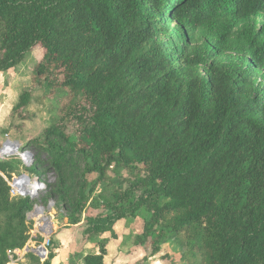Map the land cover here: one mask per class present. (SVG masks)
Here are the masks:
<instances>
[{"label":"trees","instance_id":"16d2710c","mask_svg":"<svg viewBox=\"0 0 264 264\" xmlns=\"http://www.w3.org/2000/svg\"><path fill=\"white\" fill-rule=\"evenodd\" d=\"M261 16L264 0H0V74L41 47L37 81L67 97L45 142L58 193L78 186L72 225L87 207L100 210L91 199L101 185L112 215L107 226L101 214L90 220L91 240L145 210L154 255L179 238L190 264H264ZM175 21L202 44L160 42ZM29 101L25 92L17 109ZM15 170L0 162V264L31 237L35 201L13 198L3 177ZM99 246L84 264H105Z\"/></svg>","mask_w":264,"mask_h":264},{"label":"rangeland","instance_id":"374dc122","mask_svg":"<svg viewBox=\"0 0 264 264\" xmlns=\"http://www.w3.org/2000/svg\"><path fill=\"white\" fill-rule=\"evenodd\" d=\"M257 22V29H259L264 23V16L257 18ZM184 32L185 28L181 27L177 21L171 22L170 29L160 33L157 39L160 42H172L177 47L184 46V44L190 46L202 44L201 41L197 44L191 43L189 37L183 35ZM196 35V40L201 39L202 35H200L199 30H197ZM44 55V49L36 47L16 69L0 74V149L6 134H9L13 140L23 143V146L27 148H35L37 156L33 168L27 169L22 160L18 158L12 159L11 162L15 163L14 174L16 177L29 173L42 175L46 190L41 199L35 201V205L45 209V217L49 218L48 220L51 222H48L47 227L49 228L47 229L50 233L46 236L38 232V223L43 222L34 215L30 216L32 224L30 245L15 255V262L12 264H37L38 262L44 264L51 256H53L51 264H54L55 259L61 256L71 258V264H84L83 260L86 255L99 253L100 243H104L107 251L111 252L112 256H117L121 264H147L151 256L154 255L153 238L155 237L149 240L143 238L145 224L150 221V213L145 210L139 213L137 217L120 220L113 231L101 235L99 239H89L86 231L91 226L90 220L96 219V216L101 214V220L104 222L102 224L107 226L109 225L107 218L112 215L111 211L105 208L102 200L98 198L105 190L103 186L97 187V191L91 199V201L95 199L100 202V210L87 207L80 218V222L77 225H72L71 202L77 196L78 186L71 185L70 182L66 187L68 194L65 192L58 193L57 186L60 178L53 165L52 152L49 151L50 148L45 142L47 137L45 132L59 122L60 112L67 97L66 94L58 91L51 93L44 82L37 81L36 70L43 61ZM233 56V53H226L223 56V61L228 64L239 63V60L234 59ZM209 69L210 65L198 66L196 71L205 75ZM256 82L264 84L262 77H257ZM25 92L30 93L29 104L25 108L17 109L20 98ZM71 129L72 127L69 130L71 131ZM49 139L52 144L60 143L61 148L64 147V142L56 139V137ZM61 148L56 147L54 150L60 152ZM22 182L25 185H35L29 179L22 180ZM113 183L115 185L118 181L113 180ZM105 195L107 196L108 193ZM50 203L53 206L49 208ZM42 214V212L39 213V216L41 217ZM140 239L142 240L141 243L139 242ZM33 246H44L47 250L46 257L39 259L40 261L36 257H32L34 260H30L29 256L32 253H29L28 250L31 251ZM161 246L160 252L156 254V261L160 264H164V262L171 264V262L169 263V252H184L183 264H190L195 261L191 253L183 249L179 238H174L172 242Z\"/></svg>","mask_w":264,"mask_h":264},{"label":"built area","instance_id":"2783aa9c","mask_svg":"<svg viewBox=\"0 0 264 264\" xmlns=\"http://www.w3.org/2000/svg\"><path fill=\"white\" fill-rule=\"evenodd\" d=\"M4 139L5 140L2 144L3 146L0 149V162H9L14 158H18L22 160L24 166L27 169L33 168V166L35 165V161H36L35 158L37 156V152L35 148H27L23 146V143L10 138L9 134H6ZM3 177L6 179V181L8 182L11 188V195L13 198H22V199L30 198L31 200L36 201V200L41 199L44 191L46 190L45 180H43L42 175L40 173L23 174L20 177H16L15 175H12V178L10 179L7 178L5 175H3ZM25 179H29V181L35 183V185L29 186V185L22 184L23 183L22 180H25ZM51 206H53L52 203H50L49 208ZM42 209H43V214L40 217L39 212ZM45 213L46 211L43 207L35 205L33 211L29 214V219L31 215H34L36 218L38 217L37 219L43 222V223H38L39 234H45L46 236H48L50 231H48L47 228L49 227H47V225H48V222L50 221L48 220L49 218L45 217ZM29 244H30V241L28 242L26 246L27 248ZM41 248H45V247L35 246L32 248L31 251L28 250V252L42 259V257L40 256V254H43V251L41 250ZM46 253L44 254L46 255ZM14 256H15V252L13 254L10 253V259H11L10 264L15 262Z\"/></svg>","mask_w":264,"mask_h":264},{"label":"crops","instance_id":"0c3cea01","mask_svg":"<svg viewBox=\"0 0 264 264\" xmlns=\"http://www.w3.org/2000/svg\"><path fill=\"white\" fill-rule=\"evenodd\" d=\"M13 175H15V174H13ZM33 247H35V246H33ZM18 252H21V251L20 250L19 251H15V255ZM183 253L184 252H181V253L180 252L179 253L169 252L168 253L169 258H170L169 263L171 262V264H183V261H182L183 260ZM112 255L113 254L111 252L109 253V255H107V257L105 258V264H121L120 261H118L119 259L117 258V256H112ZM125 255H127V254H125ZM163 255H165V254H163ZM64 257H62V256L61 257H57L55 259V263L54 264H71L70 263L71 258H69V257L64 258ZM156 260H157V256L153 255V256H151V258L149 259V262H147V264H160V262H157ZM83 263H84V260H83ZM167 263L168 262H164V264H167ZM186 264H188V263H186Z\"/></svg>","mask_w":264,"mask_h":264},{"label":"water","instance_id":"95a60500","mask_svg":"<svg viewBox=\"0 0 264 264\" xmlns=\"http://www.w3.org/2000/svg\"><path fill=\"white\" fill-rule=\"evenodd\" d=\"M41 250L43 251V254H40V256H41L42 258H45L46 255H45L44 253H46L47 251H46L45 248H41ZM38 254H39V253H38Z\"/></svg>","mask_w":264,"mask_h":264},{"label":"bare ground","instance_id":"6f19581e","mask_svg":"<svg viewBox=\"0 0 264 264\" xmlns=\"http://www.w3.org/2000/svg\"><path fill=\"white\" fill-rule=\"evenodd\" d=\"M22 184H23V183H22ZM29 186H30V185H29ZM41 212L43 213V210H41L39 213H41ZM45 227H46V226H45Z\"/></svg>","mask_w":264,"mask_h":264}]
</instances>
